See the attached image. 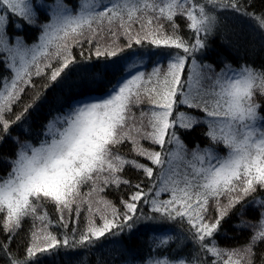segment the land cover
Returning <instances> with one entry per match:
<instances>
[{
	"label": "snow or ice",
	"instance_id": "snow-or-ice-1",
	"mask_svg": "<svg viewBox=\"0 0 264 264\" xmlns=\"http://www.w3.org/2000/svg\"><path fill=\"white\" fill-rule=\"evenodd\" d=\"M229 7L245 10L239 0H82L75 12L64 0L51 5L39 0H0V65L12 72L10 79L0 77V127L5 133L13 123L7 118L13 106L26 88H35L33 76L44 75L53 60H59L60 66L51 71L50 83L45 85L49 87L75 62L72 48L84 39L91 45L102 33L123 35L128 49L133 44L143 48L147 41L179 50L154 53L162 59L153 63L151 72L140 70L143 55L134 52L136 60L123 69L127 74L100 98L69 106L49 120L38 143L21 144L15 158H7L10 170L0 177V227L5 234L0 240V260L45 264L44 257L54 258L59 247L87 249L106 238V233L118 235L113 229L131 231L141 222L179 221L182 226L186 221L192 248L183 252L185 237L177 253L170 248L174 236L164 235L155 243L158 254L145 264H255L256 248L264 243V196H254L258 190L264 192V103L257 100V95L264 97V69L251 65L237 69L226 63L216 72L213 65L197 59L217 22L213 12ZM41 8L49 9L50 21L40 25L39 42L29 47L17 36L13 43L7 32L10 17L4 13L18 17L17 24L23 28L20 20L29 26L38 24ZM177 16L187 20L194 42L179 34ZM255 18L264 28V15ZM164 21L171 25V34ZM113 44L102 49L97 42L96 57H117L125 51L115 40ZM110 67L114 68L105 65L103 71ZM40 95L37 92L15 121H21ZM145 101L148 109L140 107ZM181 106L204 116L180 111ZM135 109H140L138 116ZM197 124L207 125L205 135L213 145L223 147V154L199 145L187 149L177 128L191 130ZM145 140L159 150L144 147ZM126 143L134 156L150 163L122 154ZM128 168L143 174L135 185L123 175ZM121 185L135 189L121 200L123 213L102 195L109 187L119 190ZM163 194L169 198L162 199ZM248 197L261 209L260 217L256 222L242 220L235 227L251 228L249 241L241 247L221 248L217 235L222 221ZM49 204L60 214L58 226L64 229L72 213L79 219L87 205V227L78 238L77 229L62 241L49 230L53 223L46 220ZM140 204L147 209H138ZM96 215L102 224L96 223ZM26 219L33 221V228L39 222L40 228L31 233L26 257L19 259L10 244ZM41 238L44 245L39 243Z\"/></svg>",
	"mask_w": 264,
	"mask_h": 264
},
{
	"label": "trees",
	"instance_id": "trees-1",
	"mask_svg": "<svg viewBox=\"0 0 264 264\" xmlns=\"http://www.w3.org/2000/svg\"><path fill=\"white\" fill-rule=\"evenodd\" d=\"M36 2L38 0H33V3ZM39 2L51 5L55 3V0H39ZM80 2L82 0H64V3L72 8L73 12L77 10ZM239 3L245 5V10L242 12H237L230 7L217 9L213 12L217 17V22L213 27L212 33L207 38V47L203 54H197L198 61L213 65L216 72L224 68L226 63L237 69L241 65H251L256 69H264V28L259 26V21L255 18L264 15V0H239ZM48 12L49 9L47 8L39 9L38 24L36 26H29L20 20L19 23L24 25L23 28L17 24L18 17L10 13H4L10 17L7 32L12 37V42L15 43V38L19 36L26 46L31 47L33 44L38 43L41 35L40 25L50 21ZM175 21L179 25V34L189 40V42H194L195 36L188 29L187 20L182 16H177ZM163 23L165 30L171 34V25L166 21ZM114 40L116 44L124 47L125 51L117 57L102 56L97 58L95 55L97 42L104 49L109 46L114 47ZM127 43L128 41L123 35L111 37L104 33L93 40L91 45L87 39H84L80 46L72 48L75 62L61 73L57 81L51 82L49 87L45 88V85L50 83L51 71L60 66L59 60H53L52 68L46 69L44 75L40 77L33 76L35 88L28 87L25 89L21 101L18 105L13 106V112L7 117L10 121H13L8 132L5 133L0 127V177H3L10 170L11 165L7 158L11 157L14 159L21 144L29 141L38 143L49 120L71 105L85 100L100 98L107 88L115 83L120 76L126 75L127 73H124L123 69L128 62L136 60L133 55L134 52H140L143 55V64L139 65L140 70L151 72L153 63L162 59L160 55H154V53L179 51L177 49H168L163 45L155 47L147 41L144 42L143 48L133 44V48L128 49L126 47ZM2 56L3 54L0 53V57ZM122 57H127L128 59L124 60ZM105 65L114 66V68L110 67L107 72H104L103 68ZM164 67L166 68V61ZM11 76V69H5L3 65H0V77H8L10 79ZM37 92L41 95L40 99L35 102L34 107L28 110L21 121H15V116L23 111L24 107L33 100ZM257 100L264 103V97L257 95ZM140 107L148 109L150 105L145 101ZM135 111L138 116L140 109H135ZM180 111H185L194 117L202 118L204 116V113L197 109H187L183 106H181ZM206 131V124H197L191 130L177 128L178 135L189 151L199 145L201 149L206 147L217 148L223 154L225 151L223 147L213 145L205 135ZM141 143L144 147L159 150V146L151 145L146 140ZM131 148V144L126 143L122 146V154L146 164L150 163L144 160L143 157L134 156ZM123 175L132 182V185H135L143 178V174L138 173L133 168L126 169ZM134 190V188H129L126 185H121L119 190L115 186H111L102 195L112 201L117 209L123 213L124 205L121 200H127ZM254 196H264V192L258 190ZM161 198L168 199L169 194H163ZM252 201L253 197L246 198L242 204L236 205L230 211L228 217L222 221L221 231L217 235L221 248H237L249 241L252 229L237 228L235 226L240 224L242 220L258 221L261 209L254 207ZM224 202L226 203L227 201ZM245 204L247 205L246 207L244 206ZM94 207H96L95 204ZM147 207V205L143 204L138 205V209H147ZM47 212L48 217H46V220L50 218L53 222L49 230L61 241L65 234L71 238L73 229H77L78 238L79 234L87 227L89 217L87 205L84 206L79 219H77L74 212L72 213L67 229L58 226L60 214L57 213L54 205H47ZM210 213L214 218L216 214L214 206L210 208ZM94 219L97 224H102L99 215H96ZM65 220H69L67 213H65ZM189 227L186 221L182 226L179 221L163 224L141 222L131 231L127 228L122 232L119 229H113V232H118L119 234L113 236L111 233H106V238L102 237L94 246L87 249H72L61 246L54 258L45 256L44 261L45 264H145V261L150 256L158 254V250L155 249V243L158 238L164 235L174 236L170 248L176 249L177 253L181 251V248H177V245L180 244L181 239L187 237V239H184L182 250L183 252H188L192 248L191 238L187 231ZM39 228V222H37L36 228H33L31 219L24 221L22 228L10 244L11 252L19 259L26 257V250L32 243L31 233L38 231ZM170 229L174 231H169ZM3 239H5V234L2 227H0V240ZM39 243L44 245L45 241L43 238L40 239ZM37 254L42 255L40 253ZM202 258L211 260V257L207 255H203ZM262 259H264V243L256 248L255 264H260ZM0 264H5V261L0 260Z\"/></svg>",
	"mask_w": 264,
	"mask_h": 264
},
{
	"label": "rangeland",
	"instance_id": "rangeland-1",
	"mask_svg": "<svg viewBox=\"0 0 264 264\" xmlns=\"http://www.w3.org/2000/svg\"><path fill=\"white\" fill-rule=\"evenodd\" d=\"M135 61V59L134 60H131L130 62H128L127 64H129V63H132V62H134Z\"/></svg>",
	"mask_w": 264,
	"mask_h": 264
}]
</instances>
